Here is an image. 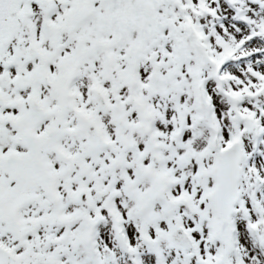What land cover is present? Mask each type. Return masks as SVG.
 Listing matches in <instances>:
<instances>
[{"label": "snow or ice", "instance_id": "1", "mask_svg": "<svg viewBox=\"0 0 264 264\" xmlns=\"http://www.w3.org/2000/svg\"><path fill=\"white\" fill-rule=\"evenodd\" d=\"M0 264H264V0H0Z\"/></svg>", "mask_w": 264, "mask_h": 264}]
</instances>
